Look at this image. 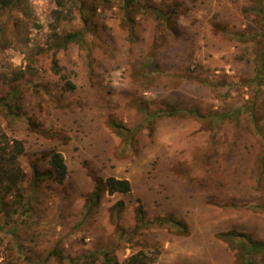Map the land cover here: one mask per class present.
Wrapping results in <instances>:
<instances>
[{
	"label": "rangeland",
	"instance_id": "374dc122",
	"mask_svg": "<svg viewBox=\"0 0 264 264\" xmlns=\"http://www.w3.org/2000/svg\"><path fill=\"white\" fill-rule=\"evenodd\" d=\"M64 1L0 16V264H237L222 232L264 241L260 1ZM53 150L66 178L34 186ZM96 176L132 189L87 213Z\"/></svg>",
	"mask_w": 264,
	"mask_h": 264
},
{
	"label": "trees",
	"instance_id": "16d2710c",
	"mask_svg": "<svg viewBox=\"0 0 264 264\" xmlns=\"http://www.w3.org/2000/svg\"><path fill=\"white\" fill-rule=\"evenodd\" d=\"M26 0H0V16L1 14L13 8H17L18 6L22 5ZM260 1V7H258V11L260 17L263 22V30H264V0ZM127 3V2H126ZM61 5L65 4L64 0H61ZM129 5V2L127 3ZM264 36V32H263ZM83 33L81 31L74 32L69 34L65 38V44L70 43L72 41H82ZM264 40V39H263ZM262 45V49L260 50V59H264V41ZM58 59L55 58L53 62V69L56 72H59L58 68ZM256 77L258 81L264 77V70L263 67L259 66L257 69ZM9 96L0 97V109H5L8 113H15L16 106L11 103V100L19 95L17 90L14 92H10ZM15 98V99H16ZM116 127V131L121 136H126L128 134L127 129L120 124H114ZM2 134L0 133V137ZM19 145L20 143L17 142ZM47 163L49 165L46 169H41L37 160L32 164V183L35 186L46 179H52L56 182L62 183L67 176L68 173V166L65 162L64 156L60 151L53 150L49 153L47 157ZM2 168H0L1 172ZM1 174V173H0ZM3 177L0 175V191L4 193L9 192L12 188L10 186H4L5 190L2 186ZM132 189L131 181L128 178H119L115 176H109L107 178H103L100 176H96L95 184L92 190L88 193L86 197V212L92 213L95 211L102 202V199L105 194H115L119 193H127L130 192ZM2 192L0 193V197H2ZM137 216L141 222L145 219V211L142 205L139 204L137 209ZM151 223L164 225L169 223L171 225H175L178 228H185V224L180 220H174L173 218L169 217H158L151 221ZM221 236L230 242V244L237 248V264H264L261 261H258L255 256L258 254L264 253V241L255 239L251 234L245 232H238L237 230H231L227 232H222ZM104 264H143L140 260L136 259L134 255L133 258L135 259L132 262L130 259L124 263H120L113 257L108 256V253H105Z\"/></svg>",
	"mask_w": 264,
	"mask_h": 264
}]
</instances>
